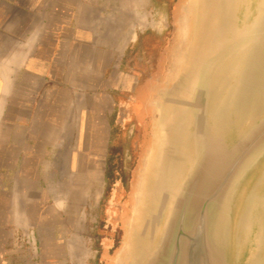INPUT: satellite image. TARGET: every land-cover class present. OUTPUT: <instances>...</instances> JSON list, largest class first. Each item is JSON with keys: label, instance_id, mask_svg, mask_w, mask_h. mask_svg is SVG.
<instances>
[{"label": "crops", "instance_id": "1", "mask_svg": "<svg viewBox=\"0 0 264 264\" xmlns=\"http://www.w3.org/2000/svg\"><path fill=\"white\" fill-rule=\"evenodd\" d=\"M179 3L0 0V264H102L109 150L141 71L151 85L166 66Z\"/></svg>", "mask_w": 264, "mask_h": 264}, {"label": "water", "instance_id": "2", "mask_svg": "<svg viewBox=\"0 0 264 264\" xmlns=\"http://www.w3.org/2000/svg\"><path fill=\"white\" fill-rule=\"evenodd\" d=\"M110 264H264V0H180Z\"/></svg>", "mask_w": 264, "mask_h": 264}, {"label": "rangeland", "instance_id": "3", "mask_svg": "<svg viewBox=\"0 0 264 264\" xmlns=\"http://www.w3.org/2000/svg\"><path fill=\"white\" fill-rule=\"evenodd\" d=\"M141 72H143L142 81H144L145 76L149 75V71L143 70ZM163 73L164 70H159L158 74L155 73V75H157V79H160ZM149 89V84L144 86L142 84L138 88L139 91L134 94V97L137 96L139 98V101H144L149 95ZM146 116V113L143 112L142 114H140L137 122L144 125L146 122ZM127 123L128 124L125 133L122 135H116V138L112 142V144H114L116 141H122L123 143L121 152V170L117 172V176H114V178L116 177L114 181L111 182L107 180L105 195L103 199L104 202L101 205L102 207L100 209V213L97 215H92V220H95V225H97L99 228L98 235H101L102 238L105 234H109V237L113 236V240L111 241L105 240L102 242L100 239L98 240L96 238L92 240V248L94 250H97V258L100 260V262H102V264H105L104 261H108L110 258H113L114 252L117 248L120 232L122 230V223L127 216L128 209L131 203V185L136 173L138 160L140 158L142 150L144 149L143 144L135 146L136 148L132 147L133 142L137 138L133 128V125H135L136 123L134 117L127 118ZM121 204L125 208L122 214L119 213L117 208ZM106 214H108V217L106 216ZM100 225L104 226L107 231H101ZM115 231H117L116 235ZM97 263L99 264V261L96 262V264Z\"/></svg>", "mask_w": 264, "mask_h": 264}, {"label": "flooded vegetation", "instance_id": "4", "mask_svg": "<svg viewBox=\"0 0 264 264\" xmlns=\"http://www.w3.org/2000/svg\"><path fill=\"white\" fill-rule=\"evenodd\" d=\"M157 80L154 79V80H151L153 81V83ZM151 82H149V80H144L143 81V86L144 85H147V84H150ZM138 101H139V98L136 96L135 97ZM139 104H140V108H137L133 117L135 119V125H133L134 127V131H135V134L137 136L136 140L133 142V148H136L135 146H139L141 144H143V148L147 145V139H148V126H149V122H148V117L146 116V122L145 124H139L137 121H138V118L140 116V114L143 112V110H147V107L144 106V101H139ZM125 204V203H124ZM118 208V211L120 214H122L124 212V206H122V204L120 206L117 207ZM117 231H115V235H116ZM105 240H108V241H111L113 240V236L112 237H109V234H105L103 236V238L101 239V241H105ZM112 258H110L108 261H104L105 264H109L111 262Z\"/></svg>", "mask_w": 264, "mask_h": 264}, {"label": "trees", "instance_id": "5", "mask_svg": "<svg viewBox=\"0 0 264 264\" xmlns=\"http://www.w3.org/2000/svg\"><path fill=\"white\" fill-rule=\"evenodd\" d=\"M123 143L122 141H116L109 150V155L107 158V169L106 178L108 181H114V176H117V172L121 170V152ZM101 226V231L106 232L107 230L104 226Z\"/></svg>", "mask_w": 264, "mask_h": 264}]
</instances>
